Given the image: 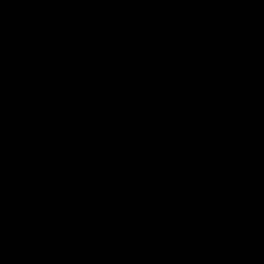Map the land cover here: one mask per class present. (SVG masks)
<instances>
[{"label": "clouds", "instance_id": "clouds-1", "mask_svg": "<svg viewBox=\"0 0 264 264\" xmlns=\"http://www.w3.org/2000/svg\"><path fill=\"white\" fill-rule=\"evenodd\" d=\"M139 193L135 196V197H133V204L135 203V201H137V200H139ZM146 212H147V207L145 206V207H142L141 209H140V211H139V213H138V215H137V219H140V218H142L145 214H146ZM128 215H129V217H131L132 216V211H129L128 212Z\"/></svg>", "mask_w": 264, "mask_h": 264}]
</instances>
